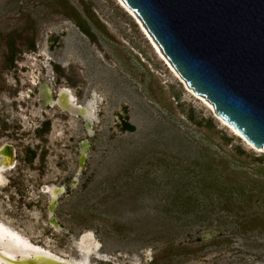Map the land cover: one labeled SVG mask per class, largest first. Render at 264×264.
<instances>
[{"label": "rangeland", "instance_id": "1", "mask_svg": "<svg viewBox=\"0 0 264 264\" xmlns=\"http://www.w3.org/2000/svg\"><path fill=\"white\" fill-rule=\"evenodd\" d=\"M43 83L102 96L92 136L45 106ZM5 145L17 157L0 220L56 254L79 258L92 231L90 264H264V149L186 88L116 0H0ZM52 185L65 187L59 228Z\"/></svg>", "mask_w": 264, "mask_h": 264}, {"label": "water", "instance_id": "2", "mask_svg": "<svg viewBox=\"0 0 264 264\" xmlns=\"http://www.w3.org/2000/svg\"><path fill=\"white\" fill-rule=\"evenodd\" d=\"M124 2L189 87L205 96L241 137L264 149V0ZM6 146L15 153L12 146ZM46 257L57 264L68 263Z\"/></svg>", "mask_w": 264, "mask_h": 264}, {"label": "bare ground", "instance_id": "3", "mask_svg": "<svg viewBox=\"0 0 264 264\" xmlns=\"http://www.w3.org/2000/svg\"><path fill=\"white\" fill-rule=\"evenodd\" d=\"M121 8L134 20V22L139 26L142 33L145 35L148 40L151 48L155 52V54L160 57V59L165 63L168 69L178 77L181 82L186 86V88L193 94L195 97L204 103L212 112H214L226 126L230 127L237 135L241 136L240 132L236 130L231 124H229L226 120L220 117L215 110V106L209 102L205 96L197 94L193 89L189 87L187 82L181 77L179 72L176 70L172 62L165 55L160 45L157 43L155 38L146 28L145 24L142 22L137 13L132 10L124 0H116ZM46 54V53H45ZM48 59L51 58L46 54ZM43 56V55H42ZM47 67V66H45ZM37 81L35 80L34 83ZM42 97L41 100L44 102L45 106H55L58 103H62L63 106L60 108L64 112H68L74 117H81L86 124L88 125V134L90 136L93 135V126L98 122V113H99V104L102 101V96L97 94L96 92L91 93L90 97L85 102H80L77 95L71 88L64 87L61 88L58 99L54 97V92L48 83H43L41 87ZM82 108V110H81ZM81 114V115H80ZM244 138V137H242ZM244 140L247 141L245 138ZM254 146V145H253ZM90 147L89 142H84L82 144V149L84 151L83 160L85 159L87 150ZM256 147V146H255ZM263 151V150H261ZM15 153L13 149H8L5 145L0 147V187H5L7 184V178L5 173L14 168L15 165ZM46 192L51 197V205L53 209H51L52 217L55 219V222L51 224L55 228H59V224L54 217L53 213L55 208L57 207V200L60 195L65 192V187H60L56 185L46 186ZM81 256L79 258H66L63 255L56 254L49 249L41 246L38 243L33 242L30 238L24 236L19 231L14 228L8 226L5 222L0 220V264H29L30 262H35V264H57L52 259L46 256H52L58 259H66L68 263L66 264H90V256L98 252L101 243L95 237L92 231H86L81 236V239L76 243ZM35 256V259H34ZM59 264V263H58ZM135 264H138L135 262Z\"/></svg>", "mask_w": 264, "mask_h": 264}, {"label": "trees", "instance_id": "4", "mask_svg": "<svg viewBox=\"0 0 264 264\" xmlns=\"http://www.w3.org/2000/svg\"><path fill=\"white\" fill-rule=\"evenodd\" d=\"M86 32L88 33V30H86ZM32 47H34V44H32ZM126 129L129 131H134L135 127L133 125L127 124Z\"/></svg>", "mask_w": 264, "mask_h": 264}, {"label": "flooded vegetation", "instance_id": "5", "mask_svg": "<svg viewBox=\"0 0 264 264\" xmlns=\"http://www.w3.org/2000/svg\"><path fill=\"white\" fill-rule=\"evenodd\" d=\"M41 92V91H40ZM55 98L58 99L59 95L57 94L56 96H54ZM57 105V104H56ZM46 123V122H45ZM16 157H17V154H16V150H15V161H16Z\"/></svg>", "mask_w": 264, "mask_h": 264}]
</instances>
